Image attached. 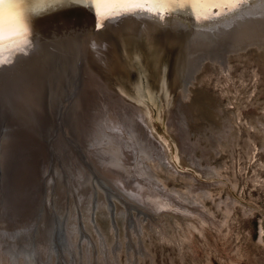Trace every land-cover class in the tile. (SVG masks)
I'll list each match as a JSON object with an SVG mask.
<instances>
[{"label":"rangeland","instance_id":"374dc122","mask_svg":"<svg viewBox=\"0 0 264 264\" xmlns=\"http://www.w3.org/2000/svg\"><path fill=\"white\" fill-rule=\"evenodd\" d=\"M181 32L188 33L187 29H181ZM176 43L175 50L169 48L165 52L166 59L172 57V70L170 88L164 94L167 100L163 118L143 99L129 96L125 99L121 91L102 80L117 96L149 117L153 135L161 147L163 145L162 150H167L173 169L164 164L158 167L153 160L148 161L150 167L147 168L155 179L142 177L145 184L160 181L167 191L178 192L184 198L190 197L191 188H202L206 184L210 194L201 200L207 210L205 216L209 215L207 218L213 221L205 222L185 211L184 214L181 208L152 212L150 206L140 200L142 187L135 189L136 185L132 186L138 183V177L128 176L127 181V173L124 182L129 183L128 188L139 189V193L136 192L138 196L132 193L133 196L125 190L122 179L118 177L119 181L115 173L121 167L109 164L116 158L117 150L107 154L108 148L103 147V143L107 141L104 138L106 131L112 132L116 128L115 131L122 133L126 130L122 127H127L130 121L127 122L117 104H109L98 90L95 91L97 87L88 74L101 78L92 60L88 66L84 64L85 75H81L78 66L70 70L58 63L53 69L54 76H40L28 95L13 97L10 110L6 107L10 100L1 95L0 264H63V260L53 263L51 257L61 252L63 258L65 247L71 248L69 236L73 234H69L67 227L77 234L74 228L80 216H83L80 222L82 220L84 233L91 236L97 249L96 264H105L102 253L105 247L100 235L111 250L112 264L115 260L117 263L114 264H264V50L252 46L226 54L219 63L203 61L191 80L194 84L188 87L191 98L181 102V106L178 98L186 41ZM161 106L158 105V111ZM175 113L180 119L178 125L181 124L184 131H179L181 137L170 131L169 124ZM117 131L112 135L115 136ZM143 135H138L137 139L143 140L142 146L148 147L147 136L144 132ZM124 136L129 142L126 143L133 146L136 138L132 134ZM146 147L144 152L149 151ZM100 150L105 153L101 154ZM127 154L133 156L128 151ZM108 167L115 172L107 170ZM121 171L126 172L124 168ZM141 173L144 172L141 170ZM139 181L144 183L142 179ZM97 182L101 183L100 187ZM68 187L74 190L73 195L78 199L74 200L76 205L83 203L84 213L79 204L77 209L81 215L77 212V218L69 217L66 207ZM58 188L66 190L67 202L61 203L64 200L61 196L63 200L58 202L57 208L54 203L60 198L55 195ZM49 192L52 195L48 197ZM79 199L84 200L80 202ZM178 202L188 207L184 202ZM156 216L164 219L161 221ZM78 236L84 243L81 234ZM107 258L110 262L111 258Z\"/></svg>","mask_w":264,"mask_h":264},{"label":"bare ground","instance_id":"6f19581e","mask_svg":"<svg viewBox=\"0 0 264 264\" xmlns=\"http://www.w3.org/2000/svg\"><path fill=\"white\" fill-rule=\"evenodd\" d=\"M164 11H169V14H172L175 17V19H171L172 17H166L164 19V21H162V22H164V23L171 22V24L175 23L174 28L177 31H181L178 29L190 30V31L187 30L188 31V33L186 32L187 34L182 33V32H178L176 34L177 42L186 41L185 51L182 54V59L184 58L183 70H185V73L182 70L183 79H182V83H181V92L179 93V98H178L181 100V101L178 100V102H180V104H181V102L184 103L186 100H190V98H191L190 97V93H191V91H190L191 87L190 86L194 84V83L193 84L191 83V80L194 78L197 70L199 69V66H201L203 61H205V60L207 61V59H208L209 61L213 60V62L218 61V63H219V61H221V60L223 61V58L226 57L225 56L226 54L231 53V52H235V51H240L243 49L245 50V48L252 47V46L258 47V48H261L264 50V0H255L252 4L245 7L239 13H237L235 15L233 14L234 16L231 15V16H233L232 18H231V16H229L230 18L228 20L224 21V23H222V24L216 23V25L214 24L215 25L214 27H207V23L209 21L214 20V19H212V20H200V19H197L193 15V10L189 4V0H171L170 7L164 9ZM4 14H5L6 18L18 19L27 28V32H28L27 38L29 41L28 45L24 48L23 52H20L19 50L6 49L3 52V55L0 56V59L7 61L6 63L0 64V96L3 94L5 99L8 98L10 100L9 105L6 106V107H8L9 110L11 109V107L13 105L11 103V99L13 97L23 98L25 95H28V93H30V91H31L30 90L31 87L33 85H34V87H36V85L34 84L35 80H37L40 76H41V78L42 77L45 78L47 76L48 77L54 76L55 74L53 75V73H54L53 69H54V67H56L55 65H57L58 63L61 66L63 65L64 67H68L70 70H73V68L75 66H78L80 69V72H81V67H83L84 64H86L88 66L89 63L91 62V60H92V63H95L96 61H98L100 59L99 57L103 56V51H101L102 48L106 47V43H108L111 40L110 38H112V36H109L104 40H101V38L103 36L107 35V33H110L111 29L113 30L112 32L115 33L114 36H117L120 34L119 32H121L122 30L127 31L130 28L134 27L135 28L134 31H136L135 33H137L138 35L146 37L147 41L150 44L152 43L151 41L153 40V38L156 37V35H154V32H151V30L153 29V26H155V25L152 22L153 20H151L150 17L151 16L153 17L154 15H134V16L133 15H127V16H123V17H120L117 19L106 20L103 23V26L98 27L97 15H96L94 8L89 4H81L78 2V0H16V2L11 3V4H6L4 6ZM222 16H225V15H222ZM222 16H219V17H222ZM186 19H188V21H190V22H191V20H195L197 23L196 24L197 27L193 26V27H195V29H191L187 26H180V24L182 23L181 21H184ZM109 24H112L111 29L105 28V26L106 25L108 26ZM203 24H206V25H203ZM193 34H195L194 37L191 36ZM119 37H121V35ZM94 40H97L98 45L95 44ZM92 51H96L94 53H96V55L98 54V57H96L95 54H93L91 56V54L93 53ZM101 52H102V54H101ZM69 69H67V70L70 71ZM57 70H58V68H57ZM61 70H63V69H61ZM70 74H71V71H70ZM69 76H71V75H69ZM88 76H89V79L93 80L92 82L94 83V86L97 87V89L95 91L98 90L100 95L102 94V96H104L105 100H107V102L109 104H113V103L117 104V106L119 108L118 110H120V112L125 115L127 122H128V120L130 121L128 123L129 125H127V127L121 126L123 129L126 128V130L122 133L120 131L118 132L116 130L118 133H116L115 136H113L112 134H115L116 128H114V130H113L115 132L106 131L107 133L105 132L106 135L104 138L107 141L104 140V143H103L104 144L103 147L108 148L107 154L109 152H111L110 154H112L113 150H117L116 156H115L116 158L114 159V156H113L112 158L114 159V161L110 160L109 164L119 166V167H121V169L124 168L126 170V172H123L119 168L120 171L119 170H116L118 172L114 171L117 174V178L119 177L120 179H122L123 185L125 186V190H127V192L130 191L131 194L135 193L137 195L136 192H138L139 189H137V191H135L136 187L137 188L142 187L143 190L142 189H140V190L143 191V195L138 192L139 197H141L140 200L143 199V201L145 203V204L144 203L143 204L145 206H150V208L152 209V212H153V210L155 212H161V211L168 210L169 208H172L174 210H178L179 208H181V209H183L182 210L183 213L185 211V212H188L191 216H194V217L199 216L205 222H208V223L212 222L213 220L209 221V219L207 218L209 215H207V217L205 216V213H207V210L205 208L204 202L201 200L202 197L209 196V194H210L209 191L207 190V188L205 187L206 184L203 185L202 188H197V187H194V189L191 188L192 190H189L190 197L186 196V198L182 197L181 196L182 194L180 195V194H178V192H175V191L173 192L170 190L167 191L166 187L164 185H162V183H160V181L155 180L154 181L155 184L154 183L153 184H151V183L145 184V182L143 181V178L144 179L147 178V180L148 179L151 180L155 177L153 172L151 170L149 171V169L147 168V166L150 167L148 161L153 160L156 164L155 166H158V167H160L161 165L164 164L163 166H167V168H169L170 170L173 169V167L170 165V162H169V157H168V154L166 152L167 150L165 148H164L166 150L165 152L162 150L163 145L161 147V144L156 140L155 136L153 135V131L150 127V119L147 115L144 114V112L139 110L137 107L130 105L121 96H117L118 94L115 93L105 83L106 81L104 80L105 81L104 82L102 80L101 77H100L101 79H99L98 77L90 74V72H89ZM189 84H191V85L189 86ZM188 87H190V88H188ZM26 89H28V90H26ZM99 93L97 92V94H99ZM166 93H167L166 88L164 87V92L160 96L153 98V99H150L149 97L146 96V99L148 100L146 102V104L149 105L150 107H152V109L154 108L153 110H155L156 112H159L160 118H163V112L165 110V103L167 100V97L165 96ZM123 95L125 96L124 98L126 99L127 94L125 92H123ZM34 96H36V98L38 97V95H33V97ZM33 97H32V99H33ZM24 100H26V99H24ZM38 101H37V103H38ZM27 102H26V105H27ZM33 103H31V104L33 105ZM160 104H162V106L159 109L160 111H158L157 107H158V105L160 106ZM24 106H25V104L23 105V107ZM181 106H183V104H181ZM90 109H92V108H90ZM107 109H109V108H107ZM21 110H23V109H21ZM29 112H30V110H29ZM29 112H28V114H29ZM20 113H22V112H20ZM30 115H31V113H30ZM101 115H103V114H101ZM173 117H174V115H173ZM175 119H176V123L174 122ZM179 120L180 119L177 118L176 113H175V117L171 120L169 125L172 128V129H170V131L177 133V136L179 135V137H181L180 134H178V133H180V132L184 133V131L181 128V124H180V126L178 125ZM108 121H106V122H108ZM104 122H105V120H104ZM9 124H11V123H9ZM104 125L107 126V123ZM101 128H102V130H104L103 127H101ZM105 128L108 129L107 127H105ZM226 130H228V129H226ZM121 131H122V129H121ZM229 131H231V130H229ZM143 132L147 136V141H148L147 145L149 147V151H147V152L143 151L144 147H146L144 145L142 146V144H141V143H143L142 142L143 140L137 139V136L143 135ZM129 134H132L136 138L135 142L133 141V143H134L133 146L128 145L126 143L128 141H125V140H127V138L124 135H129ZM229 134H231V133L229 132ZM220 135H222V134H220ZM142 137H144V135ZM184 144H186V143H184ZM101 145H102V143H101ZM108 145H111L112 147L111 148L106 147ZM117 146H119V148ZM185 146H187V145H185ZM99 147H100V145H99ZM148 147H146V150ZM101 148H99V149H101ZM96 150H94V151H96ZM103 150L105 151V149H103ZM102 151L100 153L104 154L105 152L103 153ZM127 151L132 153L133 156L128 157ZM93 156H94V154H93ZM97 158H99V157H97ZM120 159H122L121 160L122 162H120ZM140 162L142 163V165ZM139 168H141V169H139ZM108 169H109V167L107 168V170ZM111 169H109V171L113 172ZM141 170L144 172L143 174L141 173ZM126 173L128 174V175H126V177H128V176L138 177V180L136 177H133V179L136 178L135 180H137L138 183H136L135 181L132 180V182H135L132 184V186L136 185L135 189L133 187L128 188L127 185H129V183L126 185V183L124 182V179H125L124 175ZM116 174H114L115 178H116ZM140 174H142V175H140ZM112 177H114V176H112ZM120 179H119V181H120ZM139 179H142V181L144 183L139 181ZM127 181H129V177H128ZM97 183H96V185H99V187H100L101 183L100 184L99 183L97 184ZM130 183H131V181H130ZM120 184H122V183H120ZM64 187H66V185ZM92 187L96 191L99 189V188L96 189L95 185L94 186L92 185ZM68 189H67L68 190L67 195H68L69 203L66 207L68 208V211L70 212L69 217L75 216L77 218L79 216V215L77 216V212H78L77 208L79 207V204H80V207L82 208L83 206H81V205L83 203L82 204L79 203L77 206L76 205L77 202H75V201L78 199H76V196L73 195V192H74L73 188L68 187ZM123 189L124 188H122V190ZM125 190H123V191L125 192ZM104 191L105 190H103V192ZM64 192L66 193V190H64L62 188H58L56 190L55 195L57 197H60V198H59V201L55 199V203H54L55 207H57L56 205H59L58 202H61L63 200V198L61 199V196L65 195ZM106 192H107V190H106ZM90 193H92V192H90ZM130 193H129V196H131ZM109 194H111V193H109ZM50 195H52V193L49 192L48 197ZM108 195H105V196H108ZM127 195H128V193H127ZM65 196H64V200L61 203H64V201L66 200ZM83 196H85V195L84 194L81 195L82 198H83ZM96 197H99L98 194ZM104 197H103V199H104ZM108 198L109 197H107V199ZM84 199H81V200H84ZM81 200H80V202H81ZM108 200L110 201V199H108ZM178 201H181V203L184 202L185 204L188 205V207L186 205H181ZM65 202H67V200ZM138 203L140 204V201ZM190 206H195L196 209L193 210ZM100 207H102V206H100ZM99 208H96V209H99ZM82 209H80V210H81V212L84 213V208H82ZM171 211L173 212V210H171ZM96 212H97V210H96ZM79 214L81 215V213H79ZM184 214H186V213H184ZM82 215H84V214H82ZM190 215H189V217H190ZM163 216H165V215H163ZM80 217L82 218L83 216H80ZM80 217H79V222L77 221V219H76V222L74 221L76 223L74 229L76 230L77 234H74L72 232L73 229H71L69 226L67 227L69 234L70 233L73 234L72 236H69L70 237L69 240L71 241L70 242L71 248L65 247L66 250H65V255L63 256V258L60 255L61 252L60 253L58 252V254L56 256H52L51 258H52L53 263H55L56 261L59 263L60 260H63L65 264H85V262H86V264H96L95 259L97 258V255H98L97 249L95 247V244H94L91 236H88V234L86 235L84 233V230L82 227L83 224L81 226L82 220L80 222ZM161 217L162 216H160V219H161ZM157 218L159 219V217H157ZM163 219H161V221ZM71 221L72 220L69 219V222L68 221L67 222L71 224ZM83 221H85V220H83ZM138 221H140V220H138ZM161 221H158V222L160 223ZM150 222H153V221H150ZM155 222L158 223L157 220ZM150 225H153V223H150ZM156 225H158V224H156ZM95 226H96V228H98L97 227L98 225L96 223H95ZM141 227H139V228H141ZM163 229L164 228H162V230ZM174 229H176V228H174ZM97 230H98V233L101 232L99 229H97ZM80 234H81V237L84 239V243H82L83 240L80 239V236H78ZM72 238H73V241H72ZM100 238L102 241L103 248L105 247L104 251L102 252L104 254V256H103L104 260L103 261L105 264H110L112 262L111 250H109V248L106 247L107 244L105 242V239L102 237V235H100ZM66 241H68V240L66 239ZM118 245L120 246L119 243H118ZM54 249H55V247H54ZM0 250H1V248H0ZM52 251L54 253L53 249H52ZM52 251L50 250V252H52ZM19 257H21V256H19ZM107 257L111 258L110 262L108 261ZM51 258L49 260H51ZM25 259L26 258H24V261H25ZM115 262H116V260H115ZM14 264H16V262Z\"/></svg>","mask_w":264,"mask_h":264},{"label":"water","instance_id":"95a60500","mask_svg":"<svg viewBox=\"0 0 264 264\" xmlns=\"http://www.w3.org/2000/svg\"><path fill=\"white\" fill-rule=\"evenodd\" d=\"M254 1L255 0H249L248 3L243 4L238 10L209 21L207 27H214L216 23H224V21L230 18L229 16L239 13ZM162 15V19L156 15L150 17L155 25L153 29L151 28V32H154V35H156L151 41V44L147 41L146 37L135 33L134 27L127 31L121 29L122 31L119 32L120 34L114 36L115 33L112 32L113 30L111 29L112 24L106 25L105 28H110L111 30L110 33L103 36L101 40L109 36H112V38L106 43V47L102 48L101 51H103V56L101 55L102 57H99L100 59L94 63L97 65V73L100 74L99 76L104 79L106 83L121 92H125L127 96L132 99H143L145 103L148 101L145 98L146 96L150 99L156 98L164 92V87L168 90L171 84L170 72L172 70V57L166 59L165 52L169 48L175 50L177 45L176 34L181 31L175 30V23L162 22L166 17L175 19L172 14H169V11L163 10ZM233 16H231V18ZM181 22L180 26H187L191 29L197 27L195 20H191L190 22L186 19ZM120 35L121 37H119ZM191 36L194 37L195 34ZM94 41L95 44L98 43L97 40ZM92 52L91 56L95 54V56L98 57L96 53H94L96 51ZM164 65L165 70L163 69ZM84 72L85 67L83 66L81 67V75L84 74ZM160 89L163 90L159 93ZM2 111L1 105L0 112Z\"/></svg>","mask_w":264,"mask_h":264},{"label":"snow or ice","instance_id":"6c2138e0","mask_svg":"<svg viewBox=\"0 0 264 264\" xmlns=\"http://www.w3.org/2000/svg\"><path fill=\"white\" fill-rule=\"evenodd\" d=\"M16 0H0V56L6 49L24 51L28 45L27 28L16 18H6L4 6ZM91 5L97 15L98 27L109 19L127 15H156L163 18L162 10L169 8L171 0H78ZM249 0H189L193 15L200 20H212L238 10ZM0 59V64L6 63Z\"/></svg>","mask_w":264,"mask_h":264}]
</instances>
